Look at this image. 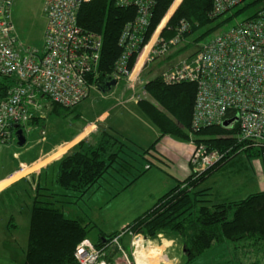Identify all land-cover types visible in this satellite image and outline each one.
Returning a JSON list of instances; mask_svg holds the SVG:
<instances>
[{"label": "trees", "instance_id": "obj_1", "mask_svg": "<svg viewBox=\"0 0 264 264\" xmlns=\"http://www.w3.org/2000/svg\"><path fill=\"white\" fill-rule=\"evenodd\" d=\"M153 1L152 15L143 41L129 60V70L139 60L134 73L138 72L145 61L148 47L144 52L143 49L153 35L152 40H155L161 30L154 50L161 42L167 43L175 37L181 21L189 26L183 36L187 43H180L179 45H183L179 48L178 45L170 47L169 50L177 49L168 56L167 53L164 55L166 57L161 65L166 69L182 61H190L198 53L196 45L199 46V43L213 34L222 33L223 28L238 15L244 13L243 21L253 19L264 6V0H249L243 7L230 13L212 17L210 14L213 0ZM135 17V8L117 6L115 0H91L84 3L78 12L77 25L102 40L96 71L88 74L86 79L103 93H109L115 87L110 91L106 90V84L113 79L115 62L122 53L118 40L125 25ZM187 52L190 55L180 58ZM13 85L14 79L0 76V101L6 97ZM144 89L152 102L141 99L136 107L158 129L160 136L148 148L139 149L141 161L144 160V155L151 153L158 139L164 136L180 142H193L196 146L204 145L207 151H218L224 157L200 174L193 175L191 167V174L186 180L177 183L159 197L150 210L133 220L126 227L127 233L142 235L145 239H155L160 234L179 237L186 263H192L214 245H226L227 259L223 264H261L257 252L261 250L258 247H264V192L250 194L238 201L213 203L209 199V189L201 188L206 180L236 156L245 154L251 161L260 158L261 150L251 147L241 150L245 143L238 144L236 141V125L230 128L222 125L207 127L192 133L190 121L196 93L194 83L167 86L161 82L159 75L148 81ZM50 108V113H56L59 118H67L74 113V108L67 110L56 104H52ZM38 122L41 121L34 118L30 124ZM122 138L120 135L116 137L102 133L94 143L85 139L80 141L75 150L65 153L66 155L62 154L57 161H52L49 168L53 176V186L79 199L98 186L105 175L111 176L112 172L123 177L125 185L122 190L132 185L144 172L152 168L153 162L148 160V168L140 171L135 159L129 162L125 158L133 152L129 148V145L134 146L132 141ZM128 142L129 145H126ZM42 186L37 185L36 196L31 203L24 264H77L74 258L75 249L88 238L91 228L81 218L72 219L64 213L59 206L61 193H54L50 188ZM119 234L120 232L111 235L99 234L98 240L93 243L97 248H103L104 258L110 264L118 255L116 246L111 245V242Z\"/></svg>", "mask_w": 264, "mask_h": 264}, {"label": "built area", "instance_id": "obj_2", "mask_svg": "<svg viewBox=\"0 0 264 264\" xmlns=\"http://www.w3.org/2000/svg\"><path fill=\"white\" fill-rule=\"evenodd\" d=\"M91 0H45L46 25L41 48L23 46L15 33L11 11L15 0H0V76L14 79V85L0 101V146L12 140L13 126L25 128L44 100L71 110L96 89L86 76L96 71L102 40L77 25V15ZM249 0H213L210 16L230 13ZM117 6L133 7L136 17L122 30L118 45L122 53L115 62L112 78L133 88L130 58L141 45L152 15L153 0H115ZM188 25L180 22L177 34L161 42L157 59L164 60L170 47L181 43ZM164 85L194 83L196 93L190 121L192 133L202 128L222 125L236 118V141L245 143L241 150H261L264 172V6L253 19L228 28L203 43L190 61L167 67L161 74ZM224 157L218 151L195 147L190 157L192 173H202ZM113 239L119 256L112 264H135ZM131 245H135L131 242ZM103 248L85 239L74 252L77 264H110Z\"/></svg>", "mask_w": 264, "mask_h": 264}, {"label": "rangeland", "instance_id": "obj_3", "mask_svg": "<svg viewBox=\"0 0 264 264\" xmlns=\"http://www.w3.org/2000/svg\"><path fill=\"white\" fill-rule=\"evenodd\" d=\"M44 3H45V0H15V2H14V5H13L12 11H11V19H12V23H13L14 28H15L16 36H17L19 42L25 47H36V48L42 47L43 33H44V29H45V24H46L45 17L43 14ZM243 6L244 5H240L237 8L243 7ZM237 8H234L233 10H235ZM243 15H244V13L241 15H238L235 19H233L231 22H229L223 29L227 30L228 28H230V27L236 25L237 23H240L241 21H243L244 17H245ZM218 33H220V32H218ZM218 33L213 34L210 37H207L203 42L198 44L199 46L196 45L195 49L196 50L199 49L203 43L212 40ZM158 42H159V40L157 39L156 43L153 45L150 53L148 54L146 62L144 64V66L142 67V69L140 70V72L135 76L134 79L130 80V82L133 83V86H134L133 88H129L127 85H125V84H127V82L125 80L124 81L125 84L122 85L125 88L121 92L119 91L117 96L112 95V97H107L108 98V99H106L107 101L102 100V99H101V101H99L98 97L100 98V96H102V95H100V92L95 91V89L90 90L89 96L85 100V101L88 100L87 101L88 104L92 105V108L89 109V113L84 112L81 109V107H79L80 109L77 112L75 109V111H73L74 112L73 115H70L73 118L77 114L80 115V116H78L79 122L72 121V120L68 121L69 122L68 123L69 124L68 130L70 132L75 131L77 128H80L81 126H82L81 129H85L87 127L92 126L88 129H86L83 133L80 132V133H82V135H80V137L78 139H76V141L70 142L72 140H69V139H72L73 135H70V137L67 140L66 139L63 140L62 136H65L66 132L64 134V130L62 129V124H63L62 119H56L57 114L52 113V112L50 113V111H51L50 106L52 104H50L48 101L44 100V102H43V105L45 106L44 110L36 111L35 115H33V118H32V119L36 118V121L39 120V121L43 122L42 126L41 125L39 126V129H41L43 126H44V128L39 130V131L38 130L36 131V132H39L38 135H40V138L35 136L34 137L35 139L32 137V141L34 140L33 142H31V140H29V138H28L29 135L27 134L28 127L29 128L37 127L36 124H30L31 121L28 123L27 128H20L19 127V129L23 130V133L27 139V143L29 141L31 144L33 143L32 145H34L36 143H38L40 145L38 148L42 152L43 156L37 158L36 160H32L28 163L19 164V168H18V170H15L16 171L15 174L21 172V170H23V169H30V172L31 171L34 172L35 170L36 171L40 170L41 173L38 174V176H41V175L48 176L47 174L51 170V168H49V166H51V164H53V162H52L53 158H57L60 154L66 155L69 152H72L73 150H75L77 148V145L80 143L82 137L85 136L90 130H91V132L87 135V137L90 134H91V136H89L88 138L86 137L87 139H85L89 143H94L96 140H99L102 133H109L113 136L119 137L118 134L111 132L110 130H108L109 128H107V126H111L110 125L111 124V122H110L111 115H113L114 117H116V115H118V117H116L118 121L121 119V117H123V119H124V118H127L126 115H130V118H132V119H130V118L125 119L124 124L126 125V128H123V129H124L125 133H127V135L132 140L141 143L140 142L141 139H139L137 135H140L141 133H143L142 137H144V136H146V135H144V132H146V131L142 130L143 127L140 125V123L147 124L148 120L145 117H144V120L142 119V115H141L142 113L138 110V108L136 107V104L141 99H146V100L151 101V97L146 93V91L144 89V85L148 81H151L155 77H158L165 70V68H163V66L161 65L164 62V60L163 61L162 60H156L157 59V52H156V50H154V48L158 45ZM182 43L186 44L187 40L183 41ZM182 45L178 44L177 48L181 47ZM174 47H176V46H174ZM177 48H174L173 50H169L167 52V56L170 55L172 52H174ZM188 54L190 55V52H187L185 55L181 56L180 58H186L188 56ZM165 57L166 56H164L163 58H165ZM178 60H180V59H178ZM136 73H134V74H136ZM145 81H147V82H145ZM108 108L109 109L112 108L111 110H113V111H112V113H109L110 118L108 117V119H105L106 114L104 115V113L106 111L109 112ZM122 110H123V112H122ZM122 114H123V116H122ZM69 118L71 119V117H69ZM80 122H81V125H80ZM120 124H121V122H120ZM45 127H46L47 131L45 130ZM128 130H130L132 132H128ZM65 131H67V130H65ZM41 132H43V133L45 132V135L47 132L48 137H50V139H52L53 137H57V138H59L58 139L59 141H55V142L49 141L50 142L49 143L44 139L45 142L41 143L42 142L41 137L45 138V135L41 136V134H40ZM129 133H133V134H129ZM75 135H77V133ZM122 137L125 139L127 138L124 136H122ZM125 139H123V140H125ZM11 140L12 141L9 142V145H7V147H3L4 151L2 154H0V163H2L4 161L6 162L7 158L9 159L13 155V151H17V150L21 149L20 147H18L16 145L15 131H13ZM48 140H49V138H48ZM191 143L193 144V142H191ZM125 144L129 145V142L125 143ZM70 146H71V148L68 149ZM193 146L195 148L196 145L193 144ZM8 147H10V148L8 149ZM129 148L133 149V152H130V155L128 157H125V158L127 160H129V162L134 161V159H135V161H137V166H138L137 168L140 171L148 168V163H147V162H149L148 160L153 162L152 157L149 156L148 154L143 156V159L145 161L144 160L141 161V158L139 157L141 152L139 151L138 148L135 147V145L134 146L129 145ZM57 150H58V153L55 152ZM67 150H69V151L67 152ZM37 151L38 150H35L34 152H37ZM34 152H30L26 156L23 155V157H21V158L22 159H25L26 157L28 158ZM33 155L35 156V154H33ZM35 161L37 164L32 165L33 163H35ZM229 162H231V161H229ZM250 163L251 162L248 161L245 154H241L239 156H236L234 158V162L231 165H228L227 167H225L223 169L217 170L208 180H206L202 184L201 188L202 189H209V192L211 194L210 198H211V201L213 203H216V202L220 201L221 199H223V200L227 199L229 201H236L237 199H242L243 197H246L250 193H254L255 191L253 190V186H254L255 182H254V184L252 183V185L250 184L251 181L254 180L253 171H252V169H250V165H249ZM258 163H259V161H258ZM46 165H48V170L45 169L42 171V168ZM251 165L253 166L254 170L257 169V167L253 164V162L251 163ZM132 173L135 175V171H133ZM15 174H14V177L10 180V182L18 179V177H15ZM28 174H30V173H28ZM110 174H111V176L105 175L104 178L99 182L98 186L94 187V188L98 187L96 190L95 189L91 190L90 192L86 193L84 196H82L79 199H76L75 195H72V194H66L65 195L68 197V199L71 202L77 203L78 208H81L79 216H83V214H82L83 212L85 214H88L89 216H93L96 213V211H100L101 217H99L93 223L101 224L104 227H107L109 225H112V227L113 226L115 227V226H117L118 223H123L124 221H127L129 224H131L133 222V219L139 217L141 215V213H145L146 211L150 210L153 207L154 203L156 202V198L159 197V195H161V193H162L161 189L153 188L151 192L155 196L153 198L154 200L152 203H151L150 199L146 197L147 199L142 200V203L135 205L136 207L134 208L133 211L125 212L124 208L130 202L129 201L130 199L128 197H122V199H118L117 201H114L113 200L114 198H110L111 194H114L113 197L115 196L119 187L121 188L122 186L125 185V181H124L123 177L120 178L119 175L114 173V172H112ZM190 174H191V171H190ZM127 179H130V177H127ZM50 188L53 189V185ZM146 188H147V186H145L143 191H145ZM237 188H240V190ZM54 191L57 192V189H55ZM236 191H238V192H236ZM58 192H60V191H58ZM135 192H136V190L133 191V193H135ZM60 193H63V192L61 191ZM143 195L145 196V194H143ZM59 201L62 204L63 199L59 198ZM56 202H58V201H56ZM59 206L62 207V205H59ZM62 208L64 209V207H62ZM137 208H138V210H137ZM64 213H66V215L72 219L78 218L74 212L72 213L71 210L64 211ZM118 213H120L121 215H118ZM137 213H139V214H137ZM102 215H103V217H102ZM90 219H91V217H90ZM84 223H86L88 225V227H90V224H88V223H91V222L85 221ZM122 233H124V232H120V234H122ZM125 234L127 237H125L124 239L120 237L119 244L123 247L128 258L133 263L137 264L136 260L134 258V253H135L136 249H138V244L140 243L141 237L143 238V236L142 235H130L129 233H125ZM26 235H27V232L25 233V236ZM159 236L168 237V236L162 235V234L158 235L157 237H159ZM98 237L99 236H97V234H96L94 236V238L88 237L90 240L88 238H87V240H89L92 243H95L98 240ZM134 237H136L137 241H135L136 239ZM169 237H172V239L174 238L177 247L179 245H181L179 242L180 241L179 237L172 236V235H170ZM147 240H154V239H147ZM131 242H134L135 245L134 246L130 245ZM130 246H132L133 249ZM258 249H261V250H259L257 252V254H258L257 258L260 260H264V247H261V248L258 247ZM262 250H263V252H262ZM118 256H119V252H118V255L115 256V259H117ZM14 261L15 262L11 263V264H18L19 263V260H17V259H15ZM152 261H153V264L154 263L157 264L159 261V258L152 259ZM193 262H192V264H193Z\"/></svg>", "mask_w": 264, "mask_h": 264}, {"label": "crops", "instance_id": "obj_4", "mask_svg": "<svg viewBox=\"0 0 264 264\" xmlns=\"http://www.w3.org/2000/svg\"><path fill=\"white\" fill-rule=\"evenodd\" d=\"M123 84H125L123 80L117 82L115 87L109 93H103L99 89H95V91L100 92V95H102L100 96V98L98 97L99 101H101V99L107 101L106 100L108 99L107 97H112V95L117 96L119 91L121 92L125 88L124 86H122ZM87 101H83L80 105H78L72 111H75L76 109V112H77L80 109L79 107H81V109L84 112L89 113V109L92 108V105L88 104ZM111 109L112 108L109 109V112L106 111L104 113V115L106 114L105 119H108V117L110 118L109 113H112L113 111ZM75 116H80V115L77 114ZM69 117H71V119ZM116 117H118V115H116ZM116 117L111 115V118H112V119L110 118L111 126H107V128H109L108 130L120 136L127 137L126 140L132 141L133 145H135V147L138 149L148 148L160 136L158 129L155 126H153L151 123H149V121H147V124L140 123V125L143 127L142 130L146 131L144 132V135L146 136L142 137L143 133H141L140 135H137L138 138L141 139L140 140L141 143L134 141L127 135V133H125L123 129V128H126V125L124 124L125 119H129L130 115H126L127 118H124V119L123 117H121L119 121L117 120ZM56 119H62V123H63L62 129L64 130V134L66 132L65 136H62L63 140L65 139L67 140L70 137V135H73V138L69 139V140H72L70 142L76 141V139H78L80 135H82V133L86 129L92 127L90 126L85 129H81L82 127L81 126L80 128H77L75 131L70 132L68 130V127H69L68 121L72 120V121L79 122V117L73 118L72 116H68L67 118H61V117L59 118L57 116ZM142 119L144 120L143 115H142ZM42 124H43L42 122L40 123L38 122V124L36 123L37 127H32V128H29L28 126L25 127V128L28 127L27 134L29 135L28 138L29 140H31V142L34 141V140L32 141V137L34 138L36 136L40 138V135H38L39 132H36V131L37 130L39 131L44 128L43 126L42 128L40 127L41 129H39V126L40 125L42 126ZM80 125H81V122H80ZM45 130H46V127H45ZM90 132L91 130L85 136L82 137L81 141L91 136L90 134L87 137V135ZM128 132H132V131L128 130ZM76 133L77 135H75ZM40 134L41 136H44L45 132L44 133L41 132ZM129 134H133V133H129ZM44 139L47 142L59 141L58 140L59 138L57 137H53L52 139H50V137H48L47 132H46L45 138L41 137V140H42L41 143L45 142ZM32 144L29 141L27 143V139H26V143H25L26 146L24 145L25 147L22 146L20 147L21 149L17 151H13L14 156L12 155L9 159L7 158L6 162L4 161L0 163V264H11L15 262L14 261L15 259L19 260L18 264H24L27 239H28V228H29L31 203H32L33 198H35L36 196L35 192H36L37 185L39 184L43 185L42 186L43 188L45 187L50 188L53 185L52 183L53 176L50 174V172L47 174L48 176L46 175L38 176V174L41 173L40 170H37V171L35 170L34 172L32 171L30 172V169H23L21 170V172L15 174L16 172L15 170H18L19 164L28 163L32 160H36L37 158L43 156L42 152L38 148L40 145L38 143L34 145ZM7 145H9V143ZM7 145L0 146V154H2L4 151L3 147H7ZM9 148L10 147H8V149ZM70 148L71 146L68 149ZM35 150H38V151L34 152ZM193 150H194V146L191 142L189 143L180 142L176 139L171 138L170 136H164L158 139V141L155 144L154 149L151 150V153H150L151 155L148 154L153 159L152 168L148 169L143 175H141L132 185H130L126 189L122 190V187L121 188L119 187L115 196L113 197L114 194H111L110 198H114L113 200L117 201L118 199H122V197H128L130 199L129 200L130 202L124 208L125 212L133 211L134 208L136 207L135 205L142 203V200L144 199L149 198L152 203L154 200L153 198L155 196L151 192L153 188H158L162 190L161 195H159V197H161L162 195L167 193L169 190H171L173 187H175L177 183H180L186 180V178L190 175V171H191L190 157L192 155ZM68 151L69 150H67V152ZM30 152H34L33 154H35V156L32 154L28 158L27 157L25 159L21 158L23 157V155L26 156ZM55 152L58 153V150ZM61 155L62 154H60L59 156ZM57 158H53V160H56ZM233 162H234V159L231 160V162L225 164L221 169L227 167L228 165H231ZM249 162L251 163L253 162V164L257 167V169L254 170L251 163L249 164L250 169H252L253 171V177H254V180H252L250 184L252 185V183L254 184L255 182L253 186V190L255 191L254 193L264 192V172L262 168V163L260 162L259 159L251 160ZM36 164L37 163L35 161V163H33L32 165H36ZM46 166L48 167V165ZM46 166L42 168V171L47 168ZM14 174H15V177H18V179L10 182V180L14 177ZM119 177L121 178V176ZM145 186H147V188L145 189V191H143ZM97 188H93L92 190L94 189L96 190ZM50 189L54 193L61 192L59 189H57L54 186H53V189L52 188ZM55 189H57V192L54 191ZM237 189L240 190V188H237ZM135 190L136 192L133 193V191ZM44 192L48 193V191H44ZM49 193H52V192H49ZM66 194H70V193L63 192L61 193V197H60L61 199H63V202L61 204L62 207H64V209L62 208L63 211L71 210L72 213L74 212L76 216L78 218H81L84 222L85 221L91 222V223H88L90 224V227H91L88 233L89 238L90 237L94 238L96 234L97 236H99V234L111 235L115 232H124L121 238L124 239L125 237H127L125 234L127 233L126 227L129 224L127 221H124L123 223H118L117 226L115 227L114 226L112 227V225L104 227L101 224L93 223L99 217H101V212L96 211V213L93 216H89L88 214H85L83 212L82 213L83 216H79L81 208H78L77 203H72L68 199V197L65 196ZM143 194H145V196ZM250 194H253V193H250ZM210 196H209V199L211 200ZM159 197H157L156 200ZM246 197H243L242 199ZM242 199H237L236 201L242 200ZM225 202H229V200L221 199L220 201L216 203H225ZM142 214L144 213H141V215ZM118 215H121V214L118 213ZM26 232H27V235L25 236ZM134 238L136 239V237ZM135 241H137V239ZM179 242L181 245L177 247L174 238L172 239V237H169V236L168 237L159 236L155 238L154 240H147L144 237L143 238L141 237L140 243L138 244V249H136L134 253V258L139 259L140 264H153L152 259H157V258H159V261L157 264H192V263L185 262L186 261L185 255H184L185 252L183 251L181 240ZM130 247L133 249L132 246ZM226 249H227L226 245H223V246L214 245L213 248L208 250L206 253L195 258L193 264H223L226 262V259H227ZM261 261H262L261 264H264V260H261Z\"/></svg>", "mask_w": 264, "mask_h": 264}, {"label": "water", "instance_id": "obj_5", "mask_svg": "<svg viewBox=\"0 0 264 264\" xmlns=\"http://www.w3.org/2000/svg\"><path fill=\"white\" fill-rule=\"evenodd\" d=\"M116 85V80L112 79L110 80L107 84H106V90L110 91L112 87H114ZM233 123V120H229L226 122H223L222 126L224 127H228L229 125H231ZM13 130L15 131V138H16V144L18 147H22L25 145L26 143V137L23 133L22 129H19V127L17 125L13 126Z\"/></svg>", "mask_w": 264, "mask_h": 264}, {"label": "bare ground", "instance_id": "obj_6", "mask_svg": "<svg viewBox=\"0 0 264 264\" xmlns=\"http://www.w3.org/2000/svg\"><path fill=\"white\" fill-rule=\"evenodd\" d=\"M168 22V21H167ZM182 22V21H181ZM167 24V23H166ZM166 24H165V26H166ZM187 24V23H186ZM188 25V24H187ZM164 26V27H165ZM163 27V28H164ZM162 28V29H163ZM188 28H189V26H188ZM157 30V29H156ZM162 31V30H161ZM160 31V32H161ZM156 32V31H155ZM160 32L158 33V35H157V37L155 38V40H152L153 39V36H152V38H151V40H150V42L145 46V48L143 49V51L142 52H144V50L148 47V51H147V54H146V58H145V61H144V63H143V65H142V67L144 66V64H145V62H146V59H147V57H148V54L150 53V51H151V49H152V47H153V45L156 43V41H157V39H158V37H159V34H160ZM224 32V31H223ZM155 34V33H154ZM221 34V33H220ZM184 36V35H183ZM184 41V38L182 37V41H181V43ZM121 48V47H120ZM120 57V56H119ZM139 57V56H138ZM138 62H139V60L137 59L136 60V63H135V65H134V67H133V69L132 70H130V72H131V79H134L135 78V76L140 72V70L142 69V67L138 70V72L136 73V74H134V72H135V69H136V66H137V64H138ZM128 69H129V67H128ZM229 120H233V123L231 124V125H229L228 127H225V128H230V127H232L233 125H235L234 123H235V121H236V118H230V119H228V120H226V121H229ZM226 121H224V122H226ZM199 146V145H198ZM195 147H197V146H195ZM195 149V148H194ZM190 165H191V163H190ZM192 167V166H191ZM136 259V261H137V263L138 264H140V262H139V259H137V258H135Z\"/></svg>", "mask_w": 264, "mask_h": 264}]
</instances>
